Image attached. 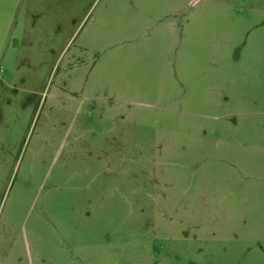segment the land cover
<instances>
[{
  "label": "rangeland",
  "instance_id": "obj_1",
  "mask_svg": "<svg viewBox=\"0 0 264 264\" xmlns=\"http://www.w3.org/2000/svg\"><path fill=\"white\" fill-rule=\"evenodd\" d=\"M0 264H264V0H0Z\"/></svg>",
  "mask_w": 264,
  "mask_h": 264
}]
</instances>
